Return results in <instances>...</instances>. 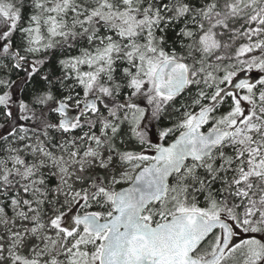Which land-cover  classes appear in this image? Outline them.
<instances>
[{
  "label": "snow or ice",
  "instance_id": "snow-or-ice-1",
  "mask_svg": "<svg viewBox=\"0 0 264 264\" xmlns=\"http://www.w3.org/2000/svg\"><path fill=\"white\" fill-rule=\"evenodd\" d=\"M0 264H264V0H0Z\"/></svg>",
  "mask_w": 264,
  "mask_h": 264
}]
</instances>
